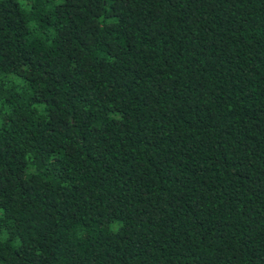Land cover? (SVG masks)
Wrapping results in <instances>:
<instances>
[{
  "label": "trees",
  "instance_id": "obj_1",
  "mask_svg": "<svg viewBox=\"0 0 264 264\" xmlns=\"http://www.w3.org/2000/svg\"><path fill=\"white\" fill-rule=\"evenodd\" d=\"M0 264H264V0H0Z\"/></svg>",
  "mask_w": 264,
  "mask_h": 264
}]
</instances>
